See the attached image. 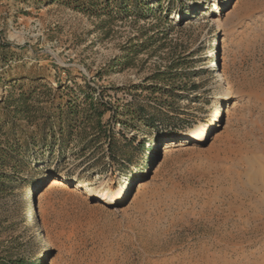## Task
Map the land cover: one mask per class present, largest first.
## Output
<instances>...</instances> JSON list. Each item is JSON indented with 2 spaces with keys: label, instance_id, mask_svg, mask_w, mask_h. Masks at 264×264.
<instances>
[{
  "label": "rangeland",
  "instance_id": "1",
  "mask_svg": "<svg viewBox=\"0 0 264 264\" xmlns=\"http://www.w3.org/2000/svg\"><path fill=\"white\" fill-rule=\"evenodd\" d=\"M219 1L164 0L162 18L117 19L63 0H0V43L10 52L0 62V102L36 78L27 104L38 113L29 119L62 92L94 89L157 127L119 117L129 127H115L114 154L122 156L123 133L146 149L127 175L110 156L79 159V140L50 152L30 143L32 169L52 179L41 207L22 191L24 224L20 209L2 203L13 229L5 246L35 244L21 254L37 264H264V0ZM16 121L29 133L41 126ZM205 125L203 140L173 135ZM169 139L176 145L165 149Z\"/></svg>",
  "mask_w": 264,
  "mask_h": 264
},
{
  "label": "trees",
  "instance_id": "2",
  "mask_svg": "<svg viewBox=\"0 0 264 264\" xmlns=\"http://www.w3.org/2000/svg\"><path fill=\"white\" fill-rule=\"evenodd\" d=\"M49 1L53 3L58 0ZM152 1L153 4H151ZM63 2L68 7L89 16H108L117 19H127L131 16L138 19H148V17L162 18L164 14L163 9H161L164 0H63ZM155 8L158 10L156 11ZM8 47L7 43H0V62L5 63L10 60ZM177 76H182V73L174 74L170 78ZM37 81L36 78H33L29 83L24 81L17 83L14 88H19L21 91L18 98L16 100L7 98L3 103L0 102V106H5L6 102L8 103L3 110L4 117L1 118L0 116V134L3 139V142L0 143V264L38 263L36 259L27 260L21 254L32 251L35 244L18 242L19 244L5 246L2 243L5 241L3 239L7 240L9 236L12 237L13 230L9 207L2 203L10 201V205L20 209L21 223L24 224L26 218L20 203L22 191L26 189L30 191L33 200H35L38 194L35 189L41 188L40 191L43 192L46 184L52 179L49 176V179L44 181L46 173L43 172V168L33 167L32 169L30 159L28 160L26 156V149L30 143L39 144V147L49 146L50 152L53 147L57 146L59 140L61 142L60 148H64L66 143L68 144L72 139L79 140L81 145L77 155L79 159L87 157L95 159L99 155L101 156L100 163H104L106 158L110 156L111 161L116 162L119 171L127 175L130 173V165L136 161L142 163L145 160L146 149L144 141H137L135 137L128 139L123 133L122 156L119 157L114 154L115 127L117 125L124 126L126 129L129 127L127 122L119 117L141 121L148 128H157L155 120L147 118L142 110L131 109L128 106L129 108L120 111L105 101L106 90L97 91L94 89L79 91L78 94H64L62 92L59 94V101L51 103L46 111L42 112V115L29 119L32 118V113H38L27 104V101L32 99L36 92ZM11 82L13 79L8 81V83ZM107 114L110 117L105 119ZM18 117L33 124L41 122V126L37 125V130L30 131V133L26 132L18 125L19 122L16 121ZM49 138L52 140L50 141ZM105 146H107V150ZM53 161H48L45 164L52 166Z\"/></svg>",
  "mask_w": 264,
  "mask_h": 264
},
{
  "label": "bare ground",
  "instance_id": "3",
  "mask_svg": "<svg viewBox=\"0 0 264 264\" xmlns=\"http://www.w3.org/2000/svg\"><path fill=\"white\" fill-rule=\"evenodd\" d=\"M241 0H236V2L234 3V5H233V7H235L239 2H240ZM220 1L219 0H217V4L219 3ZM226 3H224L223 5H221L220 7H219V11H221V9H222V7L225 5ZM251 11H252V7H249V6H244V8L242 9V13H244L245 15H250V13H251ZM218 66V65H217ZM211 67H213V66H211ZM215 67H216V65H215ZM217 78H220L221 80H222V82H219L220 83V85L222 86L223 84H226V82H225V80H224V77H223V75L220 73V71L218 70L217 71ZM231 91L229 90L228 91V93L226 94V102H228V101H230L231 100ZM211 116H213V119H212V121H217V123H221L222 122V119H223V116H221V113H220V111H218V110H216L215 112H213L212 113V115ZM211 128H213V126L212 125H210V129ZM207 130V125H205V126H202V127H194V128H190V129H188L186 132H181V133H179V134H173L174 135V137H176L175 139L178 141V143H179V141H181L182 140V142H185V140L187 139V138H189V137H191V138H193V139H196V140H203L204 138H205V136H206V133H205V131ZM187 134L189 135V137H187ZM187 137V138H186ZM177 143V144H178ZM163 145H164V148L165 149H169L170 147H172V146H174V145H176V143L174 142V140L173 139H169V141H166V142H163ZM48 178V174H46L45 175V179H44V181L45 180H48L47 179ZM43 181V182H44ZM43 184V183H42ZM55 185L53 184V185H50L49 186V188H53ZM40 189L41 188H37V189H35L36 191H37V198H38V207H41L42 205H43V203H44V194H43V192L42 191H40ZM111 191H112V188H111ZM103 195H105V194H103ZM262 205V207H264V202L261 204ZM25 226L27 227V225L25 224Z\"/></svg>",
  "mask_w": 264,
  "mask_h": 264
}]
</instances>
